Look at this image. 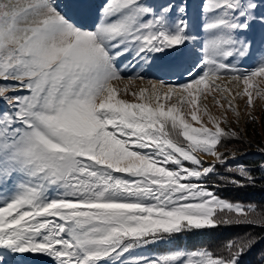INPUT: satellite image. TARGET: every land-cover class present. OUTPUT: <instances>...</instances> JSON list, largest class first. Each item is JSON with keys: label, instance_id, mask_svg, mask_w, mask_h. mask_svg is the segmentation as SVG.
<instances>
[{"label": "snow or ice", "instance_id": "1", "mask_svg": "<svg viewBox=\"0 0 264 264\" xmlns=\"http://www.w3.org/2000/svg\"><path fill=\"white\" fill-rule=\"evenodd\" d=\"M257 99L264 0H0V264H241L250 234L133 253L264 229V210L207 186L217 164L255 185L221 149Z\"/></svg>", "mask_w": 264, "mask_h": 264}, {"label": "trees", "instance_id": "2", "mask_svg": "<svg viewBox=\"0 0 264 264\" xmlns=\"http://www.w3.org/2000/svg\"><path fill=\"white\" fill-rule=\"evenodd\" d=\"M245 132L257 145H264V111L260 114L256 124L246 123ZM246 140L227 142L229 149L239 152L250 145ZM243 165L256 177L255 185L243 187L234 185L223 177L239 178L236 173H229L224 166H217V172L207 180V186L222 198L237 201L244 205H254L264 210V155H254L243 159ZM250 234L257 239L254 249L245 254L241 264H264V229L253 226H219L214 229L199 230L193 234H182L175 237L172 242L177 248L196 250L206 248L219 251L222 245L231 239Z\"/></svg>", "mask_w": 264, "mask_h": 264}, {"label": "rangeland", "instance_id": "3", "mask_svg": "<svg viewBox=\"0 0 264 264\" xmlns=\"http://www.w3.org/2000/svg\"><path fill=\"white\" fill-rule=\"evenodd\" d=\"M121 87H123L124 85L121 84L120 85ZM137 86H143V82L141 81H136L135 84L133 85V87H137ZM256 107H255V115L256 117L259 119L260 117V114L264 111V101H260V100H256ZM0 108H3V105L0 104ZM216 115H220L219 111L215 108H212L211 109ZM239 110L241 111L242 113V122H241V127H245L246 125V121H247V117L246 115H244V102L243 101H240L239 102ZM228 118L229 120L232 122V127L233 128H237V125L235 124V117L231 114V113H228ZM250 123V122H248ZM222 128L225 129V131H227V126L222 124L221 125ZM239 130V129H238ZM246 142L248 143L247 145L251 148H247L241 152L235 150V149H229V148H223L221 149V151L227 156L229 153L231 152H235V156H237L239 158V161L238 163H230L229 162V159L231 158V156H228V160H227V164L230 165V166H235L237 164H243V159L246 158V157H243L245 154L247 155H251V156H258V155H264L262 153L259 152L258 150V145L253 141V139L250 137L247 136V133L245 135V138ZM251 156H248V157H251ZM212 158V157H211ZM212 164V163H210ZM217 166H220L219 164H217ZM263 170H264V166H263ZM213 191V190H212ZM215 192V191H214ZM217 195V194H216ZM219 196V195H217ZM220 197V196H219ZM222 198V197H220ZM222 199H225V198H222ZM227 201H230V202H233V203H240V202H237V201H232V200H228V199H225ZM243 204V203H241ZM177 247H174L173 246V242H169V243H165V244H161V245H153V246H150L149 248L147 249H143V250H139L138 252H135L133 253V256H140V255H143V256H154L156 254H159V253H162V252H165L169 249H176ZM181 249H185V248H181ZM188 250V249H186Z\"/></svg>", "mask_w": 264, "mask_h": 264}, {"label": "bare ground", "instance_id": "4", "mask_svg": "<svg viewBox=\"0 0 264 264\" xmlns=\"http://www.w3.org/2000/svg\"><path fill=\"white\" fill-rule=\"evenodd\" d=\"M205 160L207 164L214 162V158H211V157H205ZM238 161H239V158L237 156H235V159H232V157L229 159V162L234 163V164L238 163Z\"/></svg>", "mask_w": 264, "mask_h": 264}, {"label": "water", "instance_id": "5", "mask_svg": "<svg viewBox=\"0 0 264 264\" xmlns=\"http://www.w3.org/2000/svg\"><path fill=\"white\" fill-rule=\"evenodd\" d=\"M248 156H251V155H247V154H245L243 157H248Z\"/></svg>", "mask_w": 264, "mask_h": 264}]
</instances>
